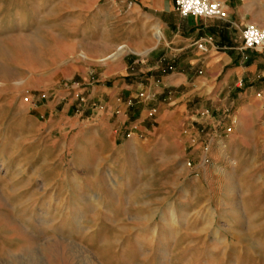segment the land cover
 Returning <instances> with one entry per match:
<instances>
[{
    "label": "crops",
    "instance_id": "crops-1",
    "mask_svg": "<svg viewBox=\"0 0 264 264\" xmlns=\"http://www.w3.org/2000/svg\"><path fill=\"white\" fill-rule=\"evenodd\" d=\"M220 1L223 18L183 15L175 0H0V47L27 53L0 65L27 67L30 89L53 95L32 109L71 135L75 185L100 207L112 188L127 196L123 209H172L160 219L176 222L186 195L198 194L186 188V161L208 155L213 168L204 164L199 177L227 178L229 200L198 208L253 243L264 235V198L238 202L235 166L218 167L264 160V48L242 39L247 24L264 27V0Z\"/></svg>",
    "mask_w": 264,
    "mask_h": 264
},
{
    "label": "rangeland",
    "instance_id": "rangeland-1",
    "mask_svg": "<svg viewBox=\"0 0 264 264\" xmlns=\"http://www.w3.org/2000/svg\"><path fill=\"white\" fill-rule=\"evenodd\" d=\"M12 54L0 47V60L27 55L16 49ZM27 76V67L0 65V264H264V251L256 248L264 246L263 232L253 235L256 242H244L220 217L210 220L206 206L198 208L218 201L219 195L221 202L229 200L227 178L219 183V179L199 177L204 164L213 168L208 155L187 159L186 188L198 194L187 193L178 207L181 218L171 224L160 218L172 209H123L127 196L112 193V188L104 193L100 207L96 194L81 192L75 185L71 135L62 132L59 121L53 123L54 116H41L37 107L32 109L53 95L30 89L36 77ZM16 77L28 80L17 85L12 82ZM79 99L85 101L86 95ZM247 156L218 168L235 166L241 176L235 179L238 202H260L264 160H245ZM245 191H251L250 195ZM149 212L152 221L146 222ZM156 212L159 217L155 219ZM28 247H34V255L25 252Z\"/></svg>",
    "mask_w": 264,
    "mask_h": 264
},
{
    "label": "built area",
    "instance_id": "built-area-1",
    "mask_svg": "<svg viewBox=\"0 0 264 264\" xmlns=\"http://www.w3.org/2000/svg\"><path fill=\"white\" fill-rule=\"evenodd\" d=\"M178 11L183 15L213 16L223 18L227 15L220 0H175ZM244 48H264V27L249 23L242 29ZM199 48L206 49L203 41H198Z\"/></svg>",
    "mask_w": 264,
    "mask_h": 264
},
{
    "label": "bare ground",
    "instance_id": "bare-ground-1",
    "mask_svg": "<svg viewBox=\"0 0 264 264\" xmlns=\"http://www.w3.org/2000/svg\"><path fill=\"white\" fill-rule=\"evenodd\" d=\"M24 250H25L26 253L28 252V253H30V254L32 253L34 255V251H35L34 247H28V248H25ZM30 256H32V255H30Z\"/></svg>",
    "mask_w": 264,
    "mask_h": 264
}]
</instances>
